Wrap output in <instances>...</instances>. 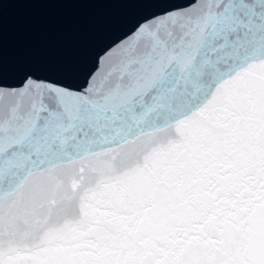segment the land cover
I'll use <instances>...</instances> for the list:
<instances>
[{
	"label": "water",
	"instance_id": "water-1",
	"mask_svg": "<svg viewBox=\"0 0 264 264\" xmlns=\"http://www.w3.org/2000/svg\"><path fill=\"white\" fill-rule=\"evenodd\" d=\"M141 13L133 62L106 86L124 96L0 94V147L26 166L23 195L0 216V264H264V58L248 59L264 46L257 0L13 4L0 84L18 85L21 63L59 79L53 68Z\"/></svg>",
	"mask_w": 264,
	"mask_h": 264
},
{
	"label": "snow or ice",
	"instance_id": "snow-or-ice-1",
	"mask_svg": "<svg viewBox=\"0 0 264 264\" xmlns=\"http://www.w3.org/2000/svg\"><path fill=\"white\" fill-rule=\"evenodd\" d=\"M36 2H41V0H2L0 2V20H2L4 13L11 5ZM192 2L195 3L196 0H192ZM257 2L261 6H264V0H257ZM162 6L167 7L169 12L172 13L189 7V5L179 4H166ZM137 7L143 8L146 6L139 5ZM166 15L168 13H159L150 19L154 20ZM148 22V19L143 18V13L124 21L119 27L110 32L85 59L53 68L61 74L59 79H50L34 74L46 68L44 66L21 63L19 64V70L23 75L20 83L11 86L0 84V94L5 91L24 94L31 91L29 85H33L35 86V94L39 97L40 101H43L47 94L56 93L63 94L65 100L102 97L105 102L111 103L125 94L121 93L119 89L113 91L106 86L112 78L117 75L122 78L128 71L133 62L131 60V53L142 38ZM117 54L119 55V59L113 61L111 58ZM261 58H264V46L257 49L248 57V59L256 60ZM63 80H70L71 83H63ZM17 130L13 129V131ZM2 143L3 137L0 136V144ZM39 166L38 164L34 165V167ZM22 167L26 166L22 164L18 151H9L0 147V216H2L6 206L15 204L24 193L23 184L15 188ZM8 197H14V199H7Z\"/></svg>",
	"mask_w": 264,
	"mask_h": 264
}]
</instances>
